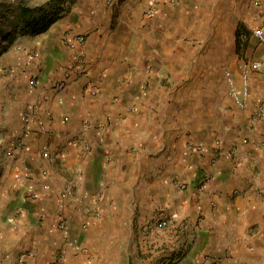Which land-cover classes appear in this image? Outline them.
Returning <instances> with one entry per match:
<instances>
[{"label": "crops", "instance_id": "obj_1", "mask_svg": "<svg viewBox=\"0 0 264 264\" xmlns=\"http://www.w3.org/2000/svg\"><path fill=\"white\" fill-rule=\"evenodd\" d=\"M254 1L17 0L23 32L0 80L2 216L25 263L64 251V264H264V41L251 35L264 0ZM33 19L50 24L32 31ZM232 48L262 63L247 108L185 130L169 84Z\"/></svg>", "mask_w": 264, "mask_h": 264}, {"label": "rangeland", "instance_id": "obj_2", "mask_svg": "<svg viewBox=\"0 0 264 264\" xmlns=\"http://www.w3.org/2000/svg\"><path fill=\"white\" fill-rule=\"evenodd\" d=\"M18 11L17 0H0V80L3 76L1 71L6 67L5 61L10 56L7 52L11 47L8 48V46L13 44L17 33L23 32V28L17 24L21 22L20 18H23ZM18 44H13L12 49L14 50ZM227 54L224 64L217 59L215 65L210 63L211 59L202 62L199 65L202 68L201 72L194 74L195 80H186L176 85L169 84L168 88L173 95L169 105L170 115L172 112L180 113L185 130L197 127L202 130L221 122V119L227 118V115L238 110L226 88L225 78L227 73L238 66L239 61L244 62L245 57L243 52H238L235 48L227 49ZM2 90L3 87L0 86V91ZM5 112L0 101V264H27L21 258L24 251H20L22 248L16 231L6 226V218L2 216L4 184L7 179L6 151L3 145L10 124L8 116L4 115ZM169 117L172 121V117ZM143 259L144 257L138 256L140 263ZM119 264H138V261L133 260L127 263L126 257L122 256Z\"/></svg>", "mask_w": 264, "mask_h": 264}, {"label": "built area", "instance_id": "obj_3", "mask_svg": "<svg viewBox=\"0 0 264 264\" xmlns=\"http://www.w3.org/2000/svg\"><path fill=\"white\" fill-rule=\"evenodd\" d=\"M169 3L174 4L176 0H167ZM255 5L261 6L262 1L261 0H255L254 1ZM157 6H156V1H150L147 7L144 9V12L147 15H152L156 12ZM264 11V8H263ZM251 35L256 38L259 41H264V26H259L255 27L251 30ZM79 41H83L84 37L79 36L78 37ZM262 63L261 61H254L252 62L251 65H249L247 62H242L240 65V69L237 73V75L233 72L227 73V76L225 78L226 85L229 91V94L233 100V103L235 106L241 110L244 111L247 108L249 98H250V86H249V78H250V68L253 67L254 69H259L261 67ZM62 85V84H61ZM92 93H96V88H92ZM201 147H197V150H201ZM186 182L179 180V179H174V186L179 189V190H185L187 188ZM200 188H203V185L200 186ZM167 222L166 221H161L160 225L161 226H166ZM59 226L62 229H65L67 227L66 220L62 218L59 222ZM72 244L75 245L77 244V240L73 239ZM29 255H33L30 253ZM65 262V252L60 251L53 262V264H64Z\"/></svg>", "mask_w": 264, "mask_h": 264}, {"label": "trees", "instance_id": "obj_4", "mask_svg": "<svg viewBox=\"0 0 264 264\" xmlns=\"http://www.w3.org/2000/svg\"><path fill=\"white\" fill-rule=\"evenodd\" d=\"M32 31L39 32L47 28L50 24V21L44 22V19H33L31 22L28 23ZM238 45H239V33H238Z\"/></svg>", "mask_w": 264, "mask_h": 264}]
</instances>
